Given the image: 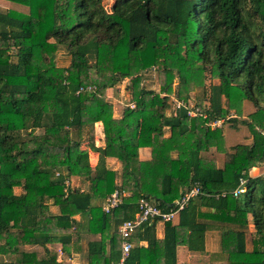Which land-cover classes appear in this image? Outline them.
<instances>
[{"label":"trees","instance_id":"trees-1","mask_svg":"<svg viewBox=\"0 0 264 264\" xmlns=\"http://www.w3.org/2000/svg\"><path fill=\"white\" fill-rule=\"evenodd\" d=\"M7 1L27 10L0 8V256L13 257L0 264H66L51 245L79 250L84 232L101 235L87 243V264H117L118 226L135 216L139 199L170 211L195 185L201 192L177 224L165 222L163 237L158 219L137 229L126 264H178L179 246L205 251L210 219L220 222L227 264H264V176L249 174L264 161V0H115L109 10L105 0ZM60 47L66 66L56 60ZM152 69L159 92L142 85ZM207 71L216 80L210 105L190 107ZM126 79L135 107L115 117L107 89ZM246 99L256 104L244 121L252 143L227 150L222 128L211 124L240 115ZM100 122L104 147L86 136ZM83 146L99 152L95 166ZM141 147L149 159L139 158ZM212 148L224 154L222 167L207 156ZM72 177L87 188L68 185ZM240 178L246 191L234 197ZM117 188L129 193L119 207L93 206Z\"/></svg>","mask_w":264,"mask_h":264},{"label":"crops","instance_id":"crops-1","mask_svg":"<svg viewBox=\"0 0 264 264\" xmlns=\"http://www.w3.org/2000/svg\"><path fill=\"white\" fill-rule=\"evenodd\" d=\"M5 1V0H3ZM7 1V0H6ZM9 2V1H7ZM10 4V3H9ZM12 4V3H11ZM8 8H10L11 5H7ZM223 105L226 104V98H222ZM256 110V104L250 100L246 99L243 102L242 109H241V114L238 115L235 113V111L231 112V115L227 116L226 121H222L217 125L218 127H221L223 130V133L225 135L229 134L230 136H234V132L240 131L243 127H247L245 124V119H248V116ZM122 115H119L121 117ZM117 117V116H115ZM232 119H231V118ZM229 118L231 120H229ZM98 125H101L100 127V133H101V138H104V133H103V125L102 123H97ZM169 132V131H168ZM249 132V130H248ZM167 134V133H166ZM99 142V141H98ZM239 143H252V136L249 132L248 135H246V141L245 142H239ZM238 144V143H237ZM234 144H231L229 146V150H231L232 146ZM100 147H104V139L101 145H97ZM85 148V150H88L89 154L92 153L96 154L94 155V159L90 160L91 164L95 166L98 162L99 158V152L92 150L89 146H83L82 149ZM227 148V147H226ZM228 149V148H227ZM207 156H210L211 158H214L217 162V165L219 167L223 166L224 162V154L217 152L214 148H212L209 152L206 153ZM151 157V149L149 147H141L139 149V158L141 160H147ZM107 165L109 168L112 170L118 171L120 170V162L114 158V157H107ZM249 174L251 177H257V176H264V161L258 163L257 165L253 166ZM73 181L72 184L74 187H80L81 189H86L87 188V183L80 180L78 177H72ZM105 200V199H104ZM103 200V202H104ZM102 202V203H103ZM203 211H214V209H210L206 206L201 207ZM249 221L251 222L252 220V214H248ZM76 219L80 220L81 217L79 215L76 216ZM179 214L175 215L173 219V223L177 224L179 222ZM154 221V220H153ZM208 223L212 225V228L208 229L206 232V240H205V251L200 252V251H191L188 249L186 246H179L177 250V256H178V264H202L200 261L201 259L205 260L204 264H227L225 260V255L221 252V246H220V236H221V231H220V222L217 220H208ZM121 224V223H120ZM119 224V225H120ZM250 230H253V225L252 222L250 223ZM164 231H165V222L161 220H157L156 222V233L158 237H163L164 236ZM101 237L100 234H90L84 232L83 235L81 236V241L79 242L80 249L76 250L74 245L71 248V253H69L68 256V264H87L85 252L87 249V243L89 240H97ZM143 244H146V242H143ZM57 245V244H54ZM61 244L58 243V246ZM60 249V248H59ZM247 249L251 250L252 249V244L248 242L247 244ZM196 261V263H195Z\"/></svg>","mask_w":264,"mask_h":264},{"label":"rangeland","instance_id":"rangeland-1","mask_svg":"<svg viewBox=\"0 0 264 264\" xmlns=\"http://www.w3.org/2000/svg\"><path fill=\"white\" fill-rule=\"evenodd\" d=\"M115 0H105L104 3L107 7V9L109 10L111 8V6L113 5ZM10 2H7L6 0H0V8H8L7 5H11L10 7H13L15 9H19V10H23L26 11L27 8L23 7V6H19V5H15V4H9ZM56 60L57 63L59 65L62 66H66L69 64L70 62V56L67 53V50L63 47H60L57 54H56ZM216 80H212L211 76H210V71L206 72V79H205V85L202 87H198L195 90H193L190 93V98L188 101V104L190 107H194L197 106V102L199 101V103L204 104V107H209L210 105V94H211V86L213 85V83H215ZM142 85L146 88L149 89H154L155 91L159 92L160 91V83H159V75L158 72L154 69H152L151 71H146L143 74V78H142ZM131 81L129 79H126L124 81L119 82L116 86H114L113 88H109L107 89V99L112 103L113 105V109H114V116L119 117V115H123L124 110L130 106L131 104H133V99H132V93H131ZM258 97V96H257ZM199 99V100H198ZM258 99V98H256ZM171 100L174 102V96L171 97ZM170 100V101H171ZM175 103V102H174ZM170 112V111H169ZM100 127L101 125H98L97 123L94 124V126L92 127V129L90 130L89 134L87 135H92V137L95 140V144L97 143V145H101V143L103 142L104 138H101V133H100ZM248 128L243 127L242 129H240V131H236L234 132V136H230L229 134L226 135V139H225V146L228 148L227 150H229V146L231 144H237L239 142H245L246 141V135L249 134L248 132ZM29 131V130H28ZM31 131V130H30ZM42 130H38L37 132H41ZM25 133V132H24ZM104 133V132H103ZM167 135L170 134L167 130ZM99 141V142H98ZM82 150H85V148H83ZM94 155L90 153V160L94 159ZM22 191V189L20 187L16 188V192L20 193ZM246 196L243 195V199ZM246 199V198H245ZM103 201H101L100 199H96L93 200V206H96L97 208H101L103 206ZM249 202V201H248ZM249 209L252 210V205L249 202ZM51 210L53 212H58V209L56 206H51ZM252 221V220H251ZM251 236L249 237L248 242L251 244ZM51 247L56 250L58 252V258L60 260H64V263L68 264V256L69 253H71V248L70 250L67 251H63L61 250V245L58 246L57 245H51ZM60 248V249H59ZM35 250L38 253L39 257H44L45 256V251L43 247L40 246H24V250ZM13 259V257L11 256H4L1 255L0 256V261H6V260H10ZM204 259V258H203ZM201 259L200 261L198 260V262H201L202 264H204V261ZM68 262V263H67ZM196 263V261H195ZM206 264V263H205Z\"/></svg>","mask_w":264,"mask_h":264},{"label":"built area","instance_id":"built-area-1","mask_svg":"<svg viewBox=\"0 0 264 264\" xmlns=\"http://www.w3.org/2000/svg\"><path fill=\"white\" fill-rule=\"evenodd\" d=\"M90 88V87H88ZM174 102L176 103V107L184 106V102L174 98ZM131 107H135V104H131ZM191 115H196L195 111L191 110L189 112ZM222 120H217L212 122L211 125L217 126ZM67 184L73 186L71 181H67ZM247 179L240 178L239 185L232 189L230 192L234 197H237L246 191ZM201 192L200 187L195 185L188 191L184 193V195L175 201V207L170 211H165L161 209L157 203H155L152 199L148 197H141L138 201V210L135 216L132 219H128L123 221L118 226V231L122 238L121 245V258L117 264H126V260L129 257V253L133 247V243L130 241V238L134 235V233L141 227L143 224L153 221V220H161V221H173L175 215L179 214V212L184 209L189 200L198 195ZM227 191H223L221 195H226ZM129 195L126 191L117 188L115 189L104 201L102 209L106 213L112 212L114 209L119 207L122 204L124 197Z\"/></svg>","mask_w":264,"mask_h":264},{"label":"water","instance_id":"water-1","mask_svg":"<svg viewBox=\"0 0 264 264\" xmlns=\"http://www.w3.org/2000/svg\"><path fill=\"white\" fill-rule=\"evenodd\" d=\"M173 204H175V201L173 202Z\"/></svg>","mask_w":264,"mask_h":264}]
</instances>
